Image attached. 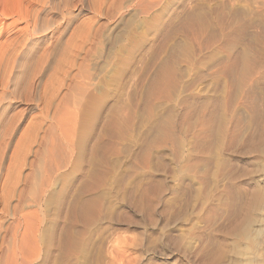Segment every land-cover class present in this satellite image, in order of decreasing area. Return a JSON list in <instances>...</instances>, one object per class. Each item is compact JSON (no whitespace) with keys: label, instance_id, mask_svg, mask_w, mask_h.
<instances>
[{"label":"rangeland","instance_id":"obj_1","mask_svg":"<svg viewBox=\"0 0 264 264\" xmlns=\"http://www.w3.org/2000/svg\"><path fill=\"white\" fill-rule=\"evenodd\" d=\"M13 1L8 0V4ZM43 1L18 0L17 3H11V6L7 5V0L5 4L0 0L4 6L2 10L0 5V65H5L0 66V155H4V167L7 166L10 153L17 155H14L12 164L15 186L14 198L10 202L12 207L17 204L19 194L16 193H20L23 185L27 187L23 193L25 197L22 196L25 198L21 200L23 203L20 201L21 204H17V215L13 214L12 208L9 214L3 213L0 203V239H5L0 240V264L9 261L11 263L8 264H252V253L264 235L263 145L250 149L251 152L246 147L238 148L234 152L236 154L228 158L237 160L234 161L236 163L231 160L228 163L238 165V168L232 167V188L236 197L240 196L235 202L237 205L221 197L218 189L212 187L213 158H216L212 151L215 147L207 159L203 154L187 157L186 148L180 150L178 135L165 126L147 133L139 148L127 160H123L119 167L111 162L120 156L117 154L122 148L121 144L132 137V127L139 119L138 114L137 117L135 115L142 112L139 105L147 96L155 76L154 68L158 65L165 66L167 63L166 66L170 64L171 69L187 58L191 59L192 64L197 62L207 65L214 59L222 58L220 55L224 51L231 54L232 46L243 43L249 58L244 61L247 66L245 72L250 74L259 69L264 75V0H157L144 13L135 8L133 2H130L132 0H107L109 5L105 4V9L110 8L117 21L115 26L114 21L108 22L109 26L114 27L109 32L107 43L101 45L97 41L93 45L86 44L84 47H90L91 56L88 55L89 58L83 61L81 57L85 55L81 53L78 61L76 59V63L69 69L62 62L63 59L55 57L47 74L36 76L38 68L35 67L38 62L40 67L38 59L42 58L41 53L46 52L56 36L59 37L60 31H63L64 40L70 39L75 33L77 40L81 38L83 41L82 29L87 27L86 23L94 28L100 22L106 23L103 17L94 15L92 6L94 4L95 7L99 0ZM149 2L144 0L145 4ZM71 17L74 19L70 21ZM36 18L42 19L45 24H53L50 31L38 35L32 32V35L30 31L39 21ZM24 26H27V31ZM25 34H28L27 37ZM179 39L182 40L180 43ZM74 40L73 43L78 42ZM77 44H81L80 41ZM171 46L175 48L174 53ZM241 53V50H233L232 55L237 57ZM179 74L186 80L190 71L184 67ZM174 76L177 77L175 72ZM130 77L135 78L132 87L127 82ZM259 86L264 89V81ZM164 89L163 86L158 95L154 96L156 101L166 97ZM161 92L165 93L161 95ZM63 95L65 101L61 99ZM72 113L74 116H71ZM6 120L14 124L10 129V137V123ZM65 126L67 129H64ZM62 130H66L67 134ZM62 134H66V137L68 135V143L62 139ZM4 141L8 144H4ZM6 144L9 145L8 149L3 146ZM2 147L6 148V160ZM200 147L201 143L192 146L191 150H200ZM163 148L169 155V177L173 180L181 177L191 180L196 189L191 198H187L188 195L182 190H177L160 207H155L157 190L165 183V187H168L171 178L163 181L161 177L150 174L149 155ZM237 151L241 156H238ZM206 160L213 163L208 161V164ZM245 191H249L246 201L243 199ZM40 192H43L42 195ZM241 198L245 204L240 203L243 202ZM230 205L236 206V213ZM86 208H89V212H85L87 216H84ZM25 213V217H31L28 218L29 222L23 219ZM222 215L223 226L214 227L207 236L206 230ZM71 240L75 245H70ZM263 258L264 255H261L259 264H264Z\"/></svg>","mask_w":264,"mask_h":264},{"label":"bare ground","instance_id":"obj_2","mask_svg":"<svg viewBox=\"0 0 264 264\" xmlns=\"http://www.w3.org/2000/svg\"><path fill=\"white\" fill-rule=\"evenodd\" d=\"M4 1L3 3H6V0H2ZM10 1V0H9ZM18 0L13 1V3H17ZM36 1V0H34ZM93 1V0H92ZM96 1V0H95ZM150 2L148 4L144 3V0H132L130 2H133L135 8H139V10L141 12H146L148 10H150L155 2L157 0H149ZM21 2V0H20ZM45 2V0L43 1ZM146 2V1H145ZM3 3L0 2L1 8L4 7ZM10 3V2H9ZM12 3V2H11ZM10 3V4H11ZM12 3V4H13ZM29 3V2H28ZM42 3V2H41ZM112 3V2H111ZM110 3V4H111ZM127 3V2H126ZM147 3V2H146ZM8 4V0H7V5ZM11 4V6H12ZM20 4V3H19ZM44 4V3H43ZM57 4V3H56ZM89 4V3H88ZM105 4L107 5V0H99L98 4L94 7V4L92 6V8L94 9V15L100 17V18H104L106 23L105 24H101L99 23V26L96 28L89 26V24L87 25V23L85 24L87 27L82 30L83 31V36H84V40L82 41L81 38L79 40H77L78 36H74L73 33L71 34V36L73 35L75 38L72 39H76L78 42L80 41L81 44H77V43H73L72 39H68V40H64L62 39V32L60 31L59 37L56 36L57 38L54 40L53 43L50 44L49 48L46 49L45 53H41L43 54L38 60L40 61V67L39 66V62H38V66H36L35 68L37 69V75L36 76H43L46 75L47 71L51 68V63L53 62V60H55L56 58H61L63 59L62 62L65 63L66 67H68L67 69H69V67L72 68V66L74 65V63H76V59L78 61V58L80 57V54L82 53L83 57H81V59L84 61H86V58L90 55L91 56V50L90 47L85 49V45L86 44H90L93 45V43L95 44V42L104 45L105 43H107L108 41V35L110 30L117 24V21L114 20V15L112 14L110 8L105 9ZM123 4V3H122ZM121 4V5H122ZM132 4V3H131ZM21 5V4H20ZM46 5V4H45ZM59 5V4H58ZM109 5V4H108ZM117 5V4H116ZM129 5V4H127ZM9 6V8H13ZM15 6V5H13ZM17 6V4H16ZM57 6V5H56ZM66 6V4H65ZM126 6V5H125ZM124 6V7H125ZM38 7V6H37ZM64 7V6H63ZM115 7V6H114ZM120 7V6H119ZM123 7V6H122ZM123 7V8H124ZM8 8V9H9ZM21 8V7H20ZM19 8V9H20ZM25 8V7H24ZM32 8V7H31ZM67 8V7H66ZM91 8V9H92ZM7 9V7H6ZM7 9V11H8ZM10 9V11H11ZM17 9V8H16ZM22 9V8H21ZM27 9V8H25ZM35 9V8H33ZM59 9V7L57 8ZM61 9V8H60ZM88 9V8H87ZM90 9V10H91ZM119 9V8H118ZM2 10H4L2 8ZM0 9V11H2ZM15 10V9H14ZM18 10V9H17ZM28 10V9H27ZM43 10V9H42ZM45 10V9H44ZM122 10V9H120ZM26 10H24L25 12ZM29 11V10H28ZM37 11V10H36ZM79 11V10H78ZM92 11V10H91ZM9 12V11H8ZM7 12V13H8ZM22 12V11H21ZM32 12V11H31ZM39 12V11H38ZM38 12H34V13H38ZM63 12V11H62ZM93 12V11H92ZM120 12V11H118ZM2 13V12H1ZM26 13V12H25ZM29 13V12H27ZM46 13V11H45ZM6 14V13H5ZM11 14V13H10ZM17 14V13H16ZM20 14V13H19ZM18 14V15H19ZM23 14V13H22ZM71 14V13H70ZM115 14V13H114ZM25 15V14H24ZM39 15V14H38ZM37 15V16H38ZM113 15V17H112ZM10 16V15H8ZM22 16V15H21ZM28 15H26L27 17ZM34 16H36L34 14ZM45 16V15H44ZM93 16V15H92ZM117 16V14H116ZM5 17V16H4ZM23 17V18H26ZM41 17V16H40ZM39 17V18H40ZM120 17V16H119ZM28 18V17H27ZM32 18V17H31ZM35 18V17H34ZM33 18V19H34ZM39 18H36V20H38ZM4 19V18H3ZM22 19V18H21ZM74 18H70V21L73 20ZM16 20V19H15ZM24 20V19H23ZM26 20V19H25ZM35 20V19H34ZM31 20V21H34ZM52 20V19H51ZM67 20V19H66ZM88 20V19H87ZM94 20V19H93ZM114 21L113 25L114 26H109L108 22L110 21ZM57 21V20H56ZM62 21V20H61ZM95 21H97L95 19ZM17 22V21H16ZM91 22V21H90ZM28 23V21L26 22ZM32 23H36L32 22ZM80 23V22H79ZM3 24V23H2ZM49 23H44L42 21V19H39L37 24H34V29L31 32H33V34H39V33H43L46 30L50 31L49 29L52 27L53 24H49ZM29 25V23H28ZM32 25V24H31ZM47 25V26H46ZM94 25V24H93ZM189 25V24H188ZM27 26H24V28ZM33 27V26H32ZM2 28V27H1ZM57 28V27H56ZM26 31L28 28H25ZM24 29V30H25ZM188 30V29H187ZM78 31V30H77ZM76 31V32H77ZM20 32V31H19ZM29 32V33H30ZM59 32V31H57ZM71 32V31H70ZM25 33V32H23ZM22 33V34H23ZM28 33V34H29ZM28 34H25L26 37ZM32 34V35H33ZM37 34V35H38ZM51 34V33H50ZM78 34V33H77ZM21 35V34H20ZM24 35V36H25ZM34 35V36H35ZM19 36V35H18ZM25 37V38H26ZM180 37V36H179ZM178 37V38H179ZM22 38V37H21ZM24 39V38H23ZM25 40V39H24ZM76 40H74L76 42ZM8 41V40H7ZM22 41V40H21ZM27 41V39H26ZM179 41L182 40H178V43H180ZM25 42V41H24ZM173 42V41H172ZM20 43V42H19ZM18 43V44H19ZM7 44V43H6ZM11 44V43H10ZM21 44V43H20ZM172 44V43H171ZM177 44V42H176ZM175 44V45H176ZM174 45V47H175ZM4 46V45H2ZM21 47V45H18ZM23 46V45H22ZM173 46V45H172ZM171 48H174L172 47ZM5 47V46H4ZM3 47V48H4ZM182 47V46H181ZM232 52L230 54V52H225L223 53V55H220L222 58H218V59H214L212 60L210 63H208L207 65H200L199 63H194L192 64L191 59L188 60L184 59V61H182L181 63L175 65V67L172 66V74L170 73L172 70L169 69L170 68V64L168 66H166L167 63H165V66H160L158 65V67L155 69L154 68V72L153 75L155 74V76L153 77L152 81H151V85L150 88L148 86V93L146 96V100H142V103H140L141 107H139V109L142 110L139 111L141 113H136V117L138 114L139 119H137L135 121V124L132 127V137H130L129 140H127L125 143L123 142L122 148L119 149L120 152H118L117 156L118 158H116V160H114L113 163L115 166H118L119 164H122L121 162L124 160H127V158H129L131 156V154L134 152V150L140 146V143L142 141V138H144L145 136H147L146 134L151 133L150 131H154V129L156 130H160V128L158 127H162L165 126L167 128H170L171 130L175 131V134L178 135L179 137V141H180V150H187V157L188 156H197V154H200L202 156H204L206 159L209 156V154L211 155V149H213V147H215L214 152L212 151V153L215 154L216 158L213 161H209V163H213L214 166L212 167L214 169L213 173L211 170V175L212 177H214V182L212 187H214L215 189H218L219 194L224 197L227 198V200H231L230 203L234 204L235 202L238 201V198H240L239 195L235 194L234 189L232 188V181H233V169L234 167L236 168L238 165L234 166L231 165V163H228V161L231 160V162L233 163L236 159H234V161L232 159L228 160V158H231L230 156L236 154L234 152H236L235 150H237L238 148L240 149H244V147H246V149H249L248 151H250V149H256L259 146L264 147V89L263 87L261 88L259 86V84L261 85V82H263V73H261L258 69L254 71V73H250L247 74L246 72V67H245V63L244 61H246L247 58V51H245V45L243 43L237 44L232 46ZM245 47V48H244ZM19 48V47H17ZM22 48V47H21ZM170 48V50H171ZM2 49V48H1ZM13 49V47H12ZM85 49V51H84ZM180 49V48H179ZM198 49V48H197ZM230 49V48H229ZM5 50V49H4ZM21 50V49H20ZM233 50H241L242 53L241 55H237V57H235L234 55H232ZM19 51V49H18ZM16 51V52H18ZM37 51V50H36ZM175 48L172 49V52L174 53ZM1 52V51H0ZM6 52V51H5ZM4 52V53H5ZM27 52V51H26ZM43 52V51H42ZM171 52V53H172ZM187 52V51H186ZM164 53V52H163ZM170 53V54H171ZM188 53V52H187ZM8 54V53H7ZM10 54V53H9ZM8 54V55H9ZM16 54V53H15ZM40 54V55H41ZM81 54V55H82ZM169 54V55H170ZM221 54V53H220ZM249 55V54H248ZM1 56V54H0ZM4 56V55H3ZM171 56V55H170ZM169 56V57H170ZM173 56V55H172ZM213 56V55H212ZM10 57V56H9ZM8 57V58H9ZM12 57V56H11ZM16 57V56H15ZM20 57V56H19ZM40 57V56H39ZM192 57V56H191ZM2 57H0V60ZM17 58V57H16ZM15 58V59H16ZM24 58V57H23ZM35 58V57H34ZM91 58V57H90ZM193 58V57H192ZM19 59V58H18ZM161 59V58H160ZM166 59V58H165ZM171 59V58H170ZM249 59V58H247ZM7 60V59H6ZM37 60V59H36ZM159 60V59H158ZM173 60V59H171ZM170 60V61H171ZM186 60V61H185ZM20 61V60H19ZM60 61V60H59ZM161 61V60H160ZM2 62V61H1ZM14 62V60H13ZM29 62V61H28ZM165 62V60H164ZM167 62V60H166ZM201 62V61H200ZM238 62V63H237ZM239 62H241L239 64ZM248 62V60H247ZM5 63V62H4ZM8 63V61H7ZM17 63V62H15ZM174 63V62H173ZM176 63V62H175ZM2 64V63H1ZM6 64V63H5ZM9 64V63H8ZM28 64V63H27ZM57 64V63H56ZM61 64V63H59ZM58 64V65H59ZM160 64V62H159ZM13 65V64H12ZM17 65V64H16ZM0 66H5V65H0ZM11 66V65H9ZM8 66V67H9ZM55 66V65H54ZM54 66H52V69L54 68ZM239 66V67H238ZM251 66V65H250ZM260 66V64H259ZM7 67V68H8ZM13 67V66H11ZM18 67V65H17ZM186 68L189 69L190 74L187 76L186 80H183L179 74V71H181V68ZM6 68V67H5ZM74 68V67H73ZM254 68V67H253ZM1 69V68H0ZM3 69V67H2ZM35 69V70H36ZM56 69V66H55ZM151 69V68H150ZM153 69V68H152ZM169 69V70H168ZM16 70V69H15ZM34 70V68H33ZM58 70V69H57ZM51 71V70H50ZM84 71V70H83ZM91 71V70H89ZM237 71V72H235ZM246 71V72H245ZM1 72V70H0ZM8 72V71H7ZM66 72V71H65ZM64 72V73H65ZM176 74L177 77H172V75ZM2 73H4L2 71ZM1 73V74H2ZM46 73V74H45ZM55 73V72H54ZM89 73V72H88ZM87 73V75H88ZM148 73V72H147ZM8 74V73H7ZM10 74V73H9ZM25 74V73H24ZM34 74V73H33ZM50 74V73H49ZM57 74V73H56ZM78 74V73H77ZM6 75V74H5ZM52 75V74H51ZM70 75V74H68ZM67 75V76H68ZM151 75V74H150ZM2 76V75H1ZM35 76V77H36ZM135 76V75H134ZM9 77V76H8ZM8 77H6L8 79ZM3 78V76H2ZM43 78V77H42ZM65 78V77H64ZM146 78V77H145ZM173 78V79H172ZM233 78V79H232ZM48 79V78H47ZM61 79V78H60ZM76 79V78H75ZM74 79V80H75ZM134 77H130V79L127 81L128 85L131 86V84H133L134 82ZM49 80V79H48ZM64 80V79H63ZM62 80V82H63ZM166 80V82H165ZM4 81V79H3ZM7 81V80H6ZM61 82V81H60ZM61 82V83H62ZM7 83V82H6ZM43 83V81H42ZM76 83V82H75ZM82 83V82H81ZM167 83V84H165ZM4 84V83H3ZM2 84V85H3ZM85 84V83H84ZM88 84V83H87ZM41 85V84H40ZM45 85V84H44ZM57 85V84H55ZM75 84H73L72 86H74ZM78 85V84H77ZM263 85V84H262ZM88 87V85H86ZM163 86L165 87L164 91H166L167 95L166 97L163 99L161 96V99L163 100H158L156 101L154 99L155 95H158V93L162 90ZM5 87V86H4ZM83 87V86H82ZM132 87V86H131ZM57 88V87H56ZM68 88V87H67ZM76 88V87H75ZM86 88V87H85ZM145 88V87H144ZM6 89V88H5ZM29 89V88H28ZM47 89V88H46ZM78 89V88H77ZM80 89V87H79ZM84 90V88H83ZM56 91V90H55ZM82 91V90H81ZM85 91V90H84ZM146 91V90H145ZM37 92V91H36ZM78 92V91H77ZM80 92V90H79ZM70 93V92H68ZM67 93V94H68ZM162 93L165 92H161ZM43 94V93H41ZM45 94V93H44ZM76 95V93H74ZM81 94V93H80ZM144 94V93H143ZM142 94V95H143ZM47 95V94H46ZM66 95V94H65ZM65 95H63V97L61 99H63L62 101H65ZM73 96V95H72ZM2 97V96H1ZM5 97V96H4ZM39 97V95H38ZM47 97V96H46ZM68 97V96H66ZM74 97V96H73ZM160 97V96H159ZM157 97V98H159ZM48 98V97H47ZM69 98V97H68ZM58 99V98H57ZM74 99V98H73ZM2 100V99H1ZM4 100V99H3ZM40 100V99H39ZM46 100V99H45ZM50 100V99H49ZM67 100V98H66ZM141 100V99H140ZM48 101V100H47ZM61 101V103H62ZM37 102V101H36ZM58 102V101H57ZM141 102V101H140ZM64 103V102H63ZM67 102H65L66 104ZM44 104V103H43ZM68 104V103H67ZM52 105V104H51ZM50 105V106H51ZM70 105V104H69ZM73 106V105H71ZM44 107V106H43ZM69 107V106H67ZM46 108V107H45ZM50 108V107H49ZM70 108V107H69ZM77 108V107H76ZM75 108V109H76ZM58 109V108H57ZM138 109V110H139ZM62 110V109H61ZM65 111V110H64ZM68 111V110H66ZM71 110H69L68 112L70 113ZM67 112V113H68ZM68 113V115H69ZM74 113V112H73ZM73 113L71 114V116L73 115ZM64 114V113H63ZM65 115V114H64ZM47 116V115H46ZM74 116V115H73ZM133 117V116H132ZM135 117V118H136ZM45 118V117H44ZM69 119V118H68ZM11 120V119H10ZM13 120V119H12ZM65 120V119H64ZM73 120V119H71ZM75 120V119H74ZM7 121V120H6ZM68 121V120H67ZM66 122V121H65ZM73 122V121H72ZM7 123H10L9 125ZM6 125H8V127H10L8 130L10 131L9 133V137L12 135V128L14 124L10 121H7ZM11 123L13 125H11ZM30 123V122H29ZM65 124V123H64ZM68 124V123H67ZM71 124V123H70ZM37 125V124H36ZM66 127V126H65ZM71 127V126H70ZM74 127V126H73ZM15 128V127H14ZM29 128V127H28ZM69 128V127H68ZM158 128V129H157ZM11 129V130H10ZM64 129H67L64 128ZM28 130V129H27ZM168 130V129H167ZM46 131V130H45ZM64 131V130H62ZM61 131V132H62ZM66 131V130H65ZM64 131V132H65ZM99 131V130H98ZM51 132V130H50ZM49 132V133H50ZM68 132V131H67ZM73 132V131H72ZM44 133V132H43ZM66 133V132H65ZM37 134V133H36ZM67 134V133H66ZM66 134H62V139L64 141H67V137L65 136ZM71 134V133H70ZM2 135V134H1ZM43 135V134H42ZM49 135V134H48ZM8 136V135H7ZM38 136V135H37ZM59 137V136H58ZM71 137V136H70ZM8 138V137H7ZM43 138V137H42ZM41 138V139H42ZM4 139V138H3ZM24 139V138H23ZM40 139V138H39ZM67 139V140H66ZM10 140V138H9ZM21 140V139H20ZM8 141V140H7ZM69 141H67L68 143ZM3 143V142H2ZM7 143L4 141V144ZM54 143V142H53ZM64 143V142H63ZM199 143H201V147L200 150H191L192 146H196L199 145ZM8 144V143H7ZM3 145L4 147H6L7 149L9 148V145ZM2 146V144H0ZM55 145V144H54ZM64 145V144H63ZM179 145V144H178ZM13 146V145H12ZM19 146V145H18ZM28 146V145H27ZM52 146V145H51ZM61 146V145H60ZM68 146V145H67ZM248 147V148H247ZM3 148V147H2ZM6 148H3L5 152V160L8 156H6L7 152H6ZM20 148V146H19ZM139 148V147H138ZM196 148V147H195ZM198 148V147H197ZM203 148V149H202ZM261 148V147H260ZM27 149V148H26ZM36 149V148H35ZM47 149V148H46ZM51 149V148H50ZM199 149V148H198ZM202 149V150H201ZM1 150V149H0ZM17 150V149H16ZM42 150V149H41ZM54 150V149H53ZM60 150V148H59ZM24 151V150H23ZM45 151V150H44ZM52 151V150H51ZM1 152V153H2ZM13 152V151H12ZM18 152V151H17ZM25 152V151H24ZM59 152V151H58ZM66 152V151H65ZM238 152V151H237ZM247 152V150L245 151ZM14 153V152H13ZM49 154H51L50 152H48ZM234 153V154H233ZM239 153V155H238ZM237 155H240V152H238ZM248 153V152H247ZM246 153V154H247ZM12 153H10V156L7 158L9 161L7 163V166L4 167V164L6 161H4L3 158V153L0 155V203L2 205V211L3 213H8L9 214V210H11L10 208H12V212L13 214H16L17 211V204L20 203V201L25 197L23 195L25 189V186L23 185L20 191V193H16L19 194L17 197V204L14 205L12 207L11 205V200H13L14 198V177L12 174L13 170H12V166L14 167V165H12L14 163V159L15 156H17L15 153L13 155H11ZM41 154V152H40ZM56 154H60V153H56ZM205 154V155H204ZM214 154H212L214 156ZM242 154V152H241ZM254 154V153H252ZM15 155V156H14ZM183 155V154H182ZM185 155V154H184ZM208 156V157H207ZM20 157V156H19ZM17 158V157H16ZM169 155H168V151L163 149H158L155 150L153 152H151V154L149 155V160L151 164V167L149 170L151 175H155L158 177H161V179H164L163 181L166 180V178H171L169 177L170 171H171V166L169 165ZM16 160V159H15ZM20 160V159H19ZM24 160V159H23ZM53 160V158H52ZM240 160V159H239ZM13 161V162H12ZM112 161V160H111ZM207 161V160H206ZM207 161V163H208ZM237 161V160H236ZM18 162V160H17ZM110 163V164H111ZM208 163V164H209ZM236 163V162H234ZM3 164V167H2ZM25 164V163H24ZM112 164V165H113ZM229 164L231 166H229ZM207 165V164H206ZM211 165V164H210ZM208 165V166H210ZM18 166V165H17ZM20 166V165H19ZM52 166V165H51ZM113 167V166H112ZM119 167V166H118ZM233 167V169H232ZM20 168V167H19ZM116 168V167H115ZM207 168V167H206ZM211 168V169H212ZM238 168V167H237ZM50 169V168H49ZM119 169V168H118ZM206 170V169H205ZM16 171V170H15ZM210 171V169H209ZM46 172V171H45ZM48 172V171H47ZM236 173V172H235ZM21 174V173H20ZM50 174V173H49ZM173 174V173H172ZM43 175V174H42ZM41 175V176H42ZM174 175V174H173ZM209 175V176H211ZM233 175V176H232ZM172 176V175H170ZM23 177V176H22ZM26 177V176H25ZM174 177V176H173ZM18 178V177H17ZM15 178V179H17ZM44 178V177H42ZM176 178V177H175ZM26 179V178H25ZM24 179V180H25ZM192 179V178H191ZM19 179H17L18 181ZM170 180V179H168ZM206 180V178H205ZM208 180V179H207ZM240 180V179H239ZM27 181V180H26ZM24 183H27V182ZM167 181V180H166ZM210 183V180H208ZM244 181V180H243ZM20 182V181H19ZM31 183V182H30ZM115 183V182H114ZM171 183V184H169ZM169 185H167L168 187H165V184L160 185V188L157 190V193L154 197L155 200V207H158L159 205H161L164 201L167 200V198L173 194L174 192H177V190H182L184 193H186L188 195L187 198H191L194 190L196 189L195 186L193 185L194 183L191 180H187L184 178H179V179H174L171 178V180L169 181ZM207 183V182H206ZM208 183V184H209ZM23 184V182L21 183ZM211 184V183H210ZM27 185V184H26ZM31 185V184H30ZM159 185V184H158ZM42 186V185H41ZM162 186V187H161ZM197 187V186H196ZM208 187V186H207ZM206 187V188H207ZM44 188V187H43ZM117 189V188H116ZM199 189V188H198ZM209 189V188H208ZM207 189V190H208ZM253 189V188H252ZM17 190V188H16ZM119 190V189H118ZM210 190V189H209ZM40 191V190H39ZM128 191V190H125ZM105 192V191H104ZM216 192V191H215ZM249 192V191H248ZM247 191L244 192L245 197L243 199H245V201L248 198V193ZM254 192V191H253ZM256 192V190H255ZM41 193V192H40ZM43 193V192H42ZM41 193V195H42ZM126 193V192H125ZM197 193V192H196ZM242 193V191H241ZM251 193V192H250ZM252 194V193H251ZM250 194V195H251ZM257 194V193H256ZM108 195V193L106 194ZM194 195V194H193ZM210 195V194H209ZM241 195V194H240ZM254 195V194H252ZM22 196H24L22 198ZM38 196V195H37ZM127 196V195H126ZM212 196V194H211ZM239 196V197H238ZM242 196V195H241ZM40 197V196H39ZM104 197V196H103ZM172 197V196H171ZM194 197V196H193ZM198 197V196H196ZM208 197V196H207ZM210 197V196H209ZM252 197V196H251ZM259 197V196H258ZM100 198V197H98ZM254 198V197H253ZM25 199V198H24ZM23 199V200H24ZM36 199V198H35ZM39 199V198H38ZM169 199V198H168ZM193 199V198H192ZM243 199L241 198V200L243 201ZM15 200V199H14ZM22 200V201H23ZM101 200V199H100ZM191 200V199H190ZM217 200V199H216ZM215 200V201H216ZM21 201V202H22ZM37 201V200H36ZM200 201V200H199ZM202 201V200H201ZM214 201V202H215ZM240 201V200H239ZM27 202V201H26ZM25 202V203H26ZM76 202V201H75ZM88 202V200H87ZM99 202V201H98ZM244 202V201H243ZM240 202L242 204H245L246 202ZM23 203V202H22ZM30 203V202H29ZM32 203V202H31ZM217 203V202H216ZM250 203V202H249ZM255 203V202H254ZM21 204V203H20ZM19 204V205H20ZM28 204V202H27ZM38 204V203H37ZM215 204V203H214ZM237 205V203H235ZM30 205V204H29ZM195 205V204H194ZM204 205V204H203ZM227 205V204H226ZM11 206V207H10ZM190 206V205H189ZM188 206V207H189ZM231 206V205H230ZM241 206V204H240ZM21 207V206H20ZM77 207V206H76ZM88 207V206H87ZM160 207V206H159ZM232 207V206H231ZM236 207L235 205H233L232 208ZM239 207V206H238ZM22 208V207H21ZM186 208V207H185ZM192 208V207H191ZM190 208V209H191ZM198 208V207H197ZM25 209V208H24ZM86 208L83 211V215L85 216V212H89L87 211ZM241 209V208H240ZM239 209V210H240ZM23 211V208L21 209ZM29 210V209H28ZM82 210V209H81ZM94 210V209H93ZM202 210V209H201ZM232 210H235L232 209ZM237 210V212L239 211ZM242 210V209H241ZM21 211V213H22ZM27 211V210H25ZM200 211V209H199ZM261 211V210H260ZM259 211V213H260ZM11 212V213H12ZM30 212V211H29ZM28 212V213H29ZM33 212V211H32ZM234 212V211H233ZM20 213V212H19ZM24 213V212H23ZM216 213V212H215ZM221 213V212H220ZM225 213V212H224ZM236 213V210H235ZM241 213V212H240ZM238 213V214H240ZM18 214V213H17ZM16 214V215H17ZM26 214V213H25ZM30 214V213H29ZM228 214V213H227ZM233 214V213H232ZM244 214V212H243ZM12 215V214H11ZM15 215V216H16ZM34 214H31V216ZM10 216V215H9ZM23 216V215H22ZM27 216L24 215L23 219L24 221L27 220L28 222L30 220H28V218L31 219L30 215L29 217H25ZM87 216V214H86ZM226 216V215H225ZM229 216V215H228ZM244 216V215H243ZM262 216V215H260ZM259 216V217H260ZM25 217V218H24ZM36 217V216H34ZM215 217V216H214ZM247 217V216H246ZM27 218V219H26ZM249 218V217H247ZM87 219V218H86ZM85 219V220H86ZM223 215L220 216L217 220L214 221V223L206 230V234L207 236L209 234H211V232L213 231L212 229H214V227L220 225L221 226V222H223ZM259 219H262L259 218ZM1 220V219H0ZM84 220V219H83ZM228 221V220H227ZM264 221V219H263ZM262 221V222H263ZM12 222V221H11ZM15 222V221H14ZM26 222V221H25ZM24 222V223H25ZM27 222V223H28ZM243 222V220H242ZM261 222V221H260ZM249 223V222H248ZM255 223V222H254ZM18 224H21L18 223ZM26 224V223H25ZM29 224V223H28ZM33 225V223H31ZM229 224V223H228ZM240 224V223H239ZM246 224V223H245ZM14 225V224H13ZM30 225V224H29ZM241 225V224H240ZM247 225V224H246ZM258 225V224H257ZM27 226V225H26ZM31 226V225H30ZM223 226V225H222ZM221 226V227H222ZM262 226V225H261ZM12 227V226H11ZM14 227V226H13ZM230 227V226H229ZM238 227V226H237ZM245 227V226H243ZM251 227V226H250ZM264 228V224L262 226ZM10 228V227H9ZM27 228V227H26ZM28 228H30L28 226ZM234 228V227H233ZM241 229V227H239ZM31 229V228H30ZM33 229V228H32ZM71 229V228H70ZM73 229V228H72ZM243 229V228H242ZM246 229V228H244ZM6 230V229H4ZM27 230V229H26ZM218 230V229H217ZM225 230V229H224ZM232 230V229H231ZM235 231V230H233ZM240 231V230H239ZM264 231V229H263ZM10 232V231H9ZM17 232V231H16ZM30 232V231H29ZM28 232V233H29ZM33 232V231H32ZM72 232V231H71ZM246 232V231H245ZM248 232V231H247ZM246 232V233H247ZM258 232V231H257ZM261 232V231H260ZM22 233V232H21ZM74 233V232H72ZM243 233V232H242ZM5 234V233H4ZM11 234V233H10ZM24 234V233H23ZM30 234V233H29ZM2 235V234H1ZM22 235V234H21ZM20 235V236H21ZM65 235V234H64ZM72 235V234H71ZM242 235V234H241ZM246 235V234H245ZM249 235V234H248ZM3 236V235H2ZM19 236V237H20ZM23 236V235H22ZM21 236V237H22ZM26 236V235H25ZM34 236V235H33ZM69 236V235H68ZM73 236V235H72ZM71 237V236H70ZM74 237V236H73ZM72 237V238H73ZM210 237V236H209ZM75 238V237H74ZM211 238V237H210ZM238 238V237H237ZM241 238V237H240ZM1 239L5 240L3 237H1ZM0 239V240H1ZM231 239V238H230ZM74 240V239H72ZM70 241V245L74 242ZM209 240V239H208ZM257 240V239H256ZM255 240V241H256ZM25 241V240H24ZM69 241V240H68ZM67 241V242H68ZM76 241V240H75ZM221 241V240H220ZM7 242V241H6ZM9 242H11L9 240ZM14 242V240H13ZM213 242V241H212ZM3 243V242H2ZM201 243V242H200ZM11 244V243H10ZM9 244V245H10ZM72 244V245H73ZM209 244V243H208ZM212 244V243H211ZM5 246V243L3 244ZM8 245V244H7ZM15 245V244H14ZM22 245L25 246L24 243H22ZM27 245V244H26ZM75 245V244H74ZM28 246V245H27ZM26 246V247H27ZM30 246V245H29ZM203 246V244H202ZM2 247V246H1ZM10 247V246H9ZM73 247V246H70ZM219 247V246H218ZM8 248V246H7ZM15 248V247H14ZM13 248V249H14ZM22 248V247H21ZM28 248V247H27ZM32 248V247H31ZM62 248V247H61ZM215 248V247H214ZM10 249V248H9ZM65 249V248H64ZM15 250V249H14ZM25 250V249H24ZM13 251V250H12ZM28 251V250H27ZM31 251V250H30ZM264 251V235L262 236V239L260 240L259 244L257 245L254 253H252V264H259V259L261 257V255ZM2 252V249H1ZM10 252H8L9 254ZM207 253V252H206ZM7 254V253H6ZM31 255V253H29ZM191 254V253H190ZM244 254V253H243ZM3 255V254H2ZM15 255V254H14ZM17 255V254H16ZM240 255V254H239ZM12 256V255H11ZM24 256V255H23ZM189 256V254H188ZM196 256V255H195ZM209 256V255H208ZM251 256V254H250ZM249 256V257H250ZM32 257V256H31ZM189 257H192L193 259L196 258L194 257V255H191ZM263 257V256H262ZM264 260V258H263ZM262 260V261H263ZM9 261V260H8ZM250 261V260H249ZM10 262V261H9ZM9 262H5L6 264H8ZM24 262V261H23ZM202 262V261H201ZM4 263V264H5ZM11 263V262H10ZM15 263V261H14ZM25 263V262H24ZM13 264V263H12ZM261 264H263L261 262Z\"/></svg>","mask_w":264,"mask_h":264}]
</instances>
